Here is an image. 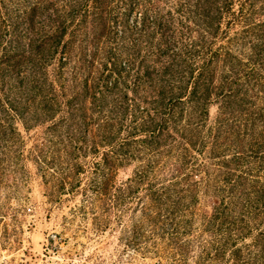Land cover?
Masks as SVG:
<instances>
[{
    "label": "trees",
    "instance_id": "16d2710c",
    "mask_svg": "<svg viewBox=\"0 0 264 264\" xmlns=\"http://www.w3.org/2000/svg\"><path fill=\"white\" fill-rule=\"evenodd\" d=\"M32 171L158 264H264V0H0V189Z\"/></svg>",
    "mask_w": 264,
    "mask_h": 264
},
{
    "label": "rangeland",
    "instance_id": "374dc122",
    "mask_svg": "<svg viewBox=\"0 0 264 264\" xmlns=\"http://www.w3.org/2000/svg\"><path fill=\"white\" fill-rule=\"evenodd\" d=\"M131 171L120 168L117 179ZM31 173L17 192L0 189V264H158L120 241L119 226L97 230L91 218L72 212V200L48 203Z\"/></svg>",
    "mask_w": 264,
    "mask_h": 264
}]
</instances>
